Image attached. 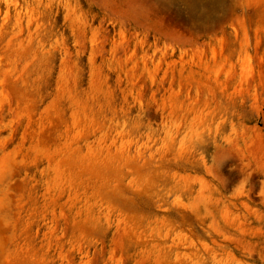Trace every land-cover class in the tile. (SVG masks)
Segmentation results:
<instances>
[{"label":"rangeland","instance_id":"374dc122","mask_svg":"<svg viewBox=\"0 0 264 264\" xmlns=\"http://www.w3.org/2000/svg\"><path fill=\"white\" fill-rule=\"evenodd\" d=\"M0 264H264V0H0Z\"/></svg>","mask_w":264,"mask_h":264},{"label":"bare ground","instance_id":"6f19581e","mask_svg":"<svg viewBox=\"0 0 264 264\" xmlns=\"http://www.w3.org/2000/svg\"><path fill=\"white\" fill-rule=\"evenodd\" d=\"M2 90V89H1ZM3 93V92H2ZM244 183V182H243ZM261 183V182H260ZM262 196H263V194H261ZM218 200V199H217ZM244 202V201H243ZM258 218H259V216H258ZM240 223V222H239ZM244 229V228H243ZM241 232V231H240Z\"/></svg>","mask_w":264,"mask_h":264}]
</instances>
